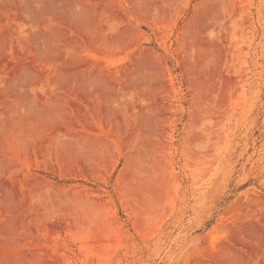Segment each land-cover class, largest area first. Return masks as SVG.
Wrapping results in <instances>:
<instances>
[{
  "label": "rangeland",
  "instance_id": "1",
  "mask_svg": "<svg viewBox=\"0 0 264 264\" xmlns=\"http://www.w3.org/2000/svg\"><path fill=\"white\" fill-rule=\"evenodd\" d=\"M0 264H264V0H0Z\"/></svg>",
  "mask_w": 264,
  "mask_h": 264
}]
</instances>
